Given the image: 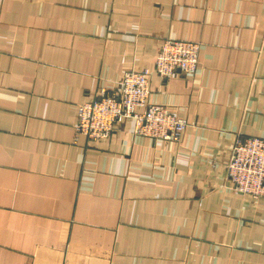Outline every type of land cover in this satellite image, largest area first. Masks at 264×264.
<instances>
[{"label": "crops", "instance_id": "obj_1", "mask_svg": "<svg viewBox=\"0 0 264 264\" xmlns=\"http://www.w3.org/2000/svg\"><path fill=\"white\" fill-rule=\"evenodd\" d=\"M200 43L162 79L164 39ZM148 69L178 142L78 106ZM264 138V0H0V264H264V197L232 189L235 136Z\"/></svg>", "mask_w": 264, "mask_h": 264}, {"label": "built area", "instance_id": "obj_2", "mask_svg": "<svg viewBox=\"0 0 264 264\" xmlns=\"http://www.w3.org/2000/svg\"><path fill=\"white\" fill-rule=\"evenodd\" d=\"M200 43L164 39L154 62V71L162 78L177 73L193 74L197 70ZM150 71H125L110 90L96 91L92 101L78 106L77 135L91 141L104 140L116 124L134 121V133L154 140L178 142L187 123L167 107L149 103ZM226 178L232 189L252 198L264 197V138L235 136L226 165Z\"/></svg>", "mask_w": 264, "mask_h": 264}]
</instances>
